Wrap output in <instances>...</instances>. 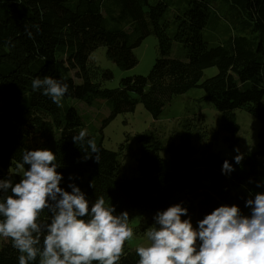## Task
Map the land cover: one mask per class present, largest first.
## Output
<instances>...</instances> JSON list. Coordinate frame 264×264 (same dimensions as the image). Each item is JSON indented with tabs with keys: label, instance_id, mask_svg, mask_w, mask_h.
<instances>
[{
	"label": "trees",
	"instance_id": "obj_1",
	"mask_svg": "<svg viewBox=\"0 0 264 264\" xmlns=\"http://www.w3.org/2000/svg\"><path fill=\"white\" fill-rule=\"evenodd\" d=\"M150 1L0 0V179L11 172L19 182L16 165L23 152L50 149L63 176L62 188L71 191L69 184H76L90 205L102 195L116 214L129 210L155 215L181 203L195 227L221 205H238L243 215H250L245 207L250 193L254 198L264 192V0H181L168 17V3ZM219 20L231 32L213 46L203 31ZM151 35L157 38L158 56L148 76L124 78L118 88H106L113 72L89 65L92 53L105 47L109 60L129 70L139 63L134 50ZM174 41L184 46L187 60L170 56ZM213 67L218 73L203 80ZM44 76L69 85L61 106L42 89H32V80ZM195 88L222 113L221 130L237 132L236 110L260 122L256 153L243 154L237 164L236 155L223 158L207 144L198 160L189 135L164 144L148 132L134 137L138 176L130 178L121 174L127 152L134 153L131 143L114 152L101 138L87 136L100 149L96 162L95 154L85 160L86 153L73 142L82 119L71 101L90 105L106 100L111 113L105 124L134 113L140 103L158 119L174 97ZM226 160L235 169L230 174L222 171ZM49 219L45 210L41 222ZM19 255L9 238L0 247V264H19ZM138 259L126 242L118 264H138ZM33 264H39V257Z\"/></svg>",
	"mask_w": 264,
	"mask_h": 264
},
{
	"label": "clouds",
	"instance_id": "obj_2",
	"mask_svg": "<svg viewBox=\"0 0 264 264\" xmlns=\"http://www.w3.org/2000/svg\"><path fill=\"white\" fill-rule=\"evenodd\" d=\"M31 86L42 89L57 106L69 90L66 82L52 76L37 77ZM86 137L87 129H82L72 139L86 153L85 160L95 154L100 162L95 138ZM243 158L238 154L235 162ZM56 159L50 149L25 150L16 165L19 182L11 172L0 179V237L11 239L20 253L19 264H33L38 257L39 264H118L134 236L129 213L116 214L102 195L90 205L74 183L69 184L71 191L62 188ZM234 170L226 160L222 171ZM245 207L250 215H243L238 205H221L199 220L198 227L181 203L158 211L144 231V242L135 248L138 264H264V192L254 198L250 193ZM45 210L50 219L41 222Z\"/></svg>",
	"mask_w": 264,
	"mask_h": 264
},
{
	"label": "rangeland",
	"instance_id": "obj_3",
	"mask_svg": "<svg viewBox=\"0 0 264 264\" xmlns=\"http://www.w3.org/2000/svg\"><path fill=\"white\" fill-rule=\"evenodd\" d=\"M164 1L169 4V15L181 6V0H151V4ZM172 32V31H170ZM230 26L224 21H217L214 28L203 31L204 40L210 45L216 46L229 37ZM236 33H239L236 30ZM157 38L155 35L147 37L134 52L139 63L132 69L122 70L106 56V48L100 47L89 58V65H94L113 72V79L105 82L109 89L118 88L120 81L124 78L134 76H148L156 59ZM170 56L175 59L187 60V51L184 46L174 41L170 46ZM218 73L216 67L209 68L204 73V79L211 78ZM79 82V80H78ZM205 93L199 88L192 89L183 95L173 98L162 115L154 119L145 109L143 104H138L134 113L119 115L115 120L108 121L111 110L106 100L95 99L88 105L82 101L74 100L71 104L76 108L82 119V129H87V136L101 138L103 146L111 151L118 152L123 143H131L134 153H128L123 159L121 176H138L136 165L139 158L137 145L134 137L144 133L152 132L155 137L164 144L177 141L182 135H189L193 146L196 148L194 157L202 159L201 150L211 144L212 150L223 158H232L238 154L249 152L256 153L259 148L258 132L260 122L248 114L245 110L234 112L236 124L239 127L235 134L230 130H221L223 115L214 105L204 99ZM218 136V137H216ZM202 148V149H201ZM239 148L240 152L235 151ZM264 160V156L260 157ZM130 216V226L134 230L133 239L127 242L128 248H135L144 242V231L154 224V214L138 211H127ZM183 219H185L183 217ZM195 227V226H194ZM9 238L0 237V247Z\"/></svg>",
	"mask_w": 264,
	"mask_h": 264
}]
</instances>
